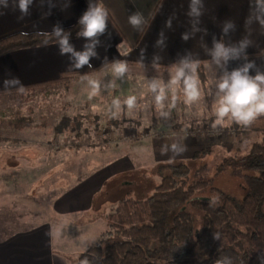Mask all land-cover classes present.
<instances>
[{
    "label": "crops",
    "instance_id": "1",
    "mask_svg": "<svg viewBox=\"0 0 264 264\" xmlns=\"http://www.w3.org/2000/svg\"><path fill=\"white\" fill-rule=\"evenodd\" d=\"M191 2L192 0H33L29 6V14L20 18L21 13L15 7L14 0H7L6 7L3 0H0V39L13 34H49L53 33L56 25L61 29L70 27L88 10L89 3H99L108 11L106 30L95 38L97 42L93 51L96 55L90 57L91 67L84 65L79 69L75 68V58L70 53L59 54L58 42L0 55V102L16 92L48 88L93 76L107 69L113 70L116 61L126 63V72L131 75L135 86L140 87L139 90L143 93H153L151 96L155 99L161 86H165L164 90H169L170 86L184 92L183 78L179 84L170 83L175 75V66H179L182 61H198L210 87L215 88L213 81L220 74V69L212 63L214 37L225 46L238 49L241 41L248 42L240 52V59L228 61L229 70L242 67L245 63L244 53H248V59L257 66L256 69H250V73L255 75L257 69L264 72V25L257 19L259 5L256 0H199L196 5L200 13L198 16L188 14ZM134 13L143 17L139 28L132 27L128 21L129 16ZM229 21L234 27L228 28L225 33L224 28ZM182 34H187L186 41L182 39ZM158 39L161 41L159 44ZM69 43L77 51H83L91 41L77 35L69 39ZM83 68L99 70L92 73L79 72ZM189 71L185 69L186 73ZM5 81H8L7 85ZM152 82L157 84L156 92L150 89ZM199 88L200 99L196 101L199 106L214 101V96L210 100L212 94L208 95V102L203 99L200 80ZM15 131L19 130L16 128ZM0 138L12 139L13 136L6 134L0 135ZM36 144L21 147L16 144L0 148V170L15 172L24 168L26 172H34V176L27 174L21 178L12 174L5 182H1L3 178L0 177V185L6 183L9 186L16 181L22 186H43L48 163V170H53L54 174L61 172V149L50 150L47 157L46 149L42 146L44 142L38 141ZM197 151L199 145L195 139L179 134L169 140L149 138L139 153L141 156H149L151 160L153 156L156 159L165 154L174 158L176 154L189 156ZM3 155H6L4 162L1 159ZM121 166L107 163L62 189L60 182L57 185L54 183L50 191L52 194L48 199H41V202L44 205L48 203L54 220L68 217L78 219L83 215L86 217L85 223L69 221L70 230L85 229L84 232L78 231L80 236L76 232L72 233L74 239L82 240L86 235H94V229H98L94 218L103 211L106 204L115 205L123 191L124 182L114 180ZM39 172L43 173L40 175ZM111 193L118 197L110 199ZM57 225L58 222L55 221L42 222L5 234L0 239V264H70L55 249L58 238H61V228L58 229L60 225Z\"/></svg>",
    "mask_w": 264,
    "mask_h": 264
},
{
    "label": "rangeland",
    "instance_id": "2",
    "mask_svg": "<svg viewBox=\"0 0 264 264\" xmlns=\"http://www.w3.org/2000/svg\"><path fill=\"white\" fill-rule=\"evenodd\" d=\"M197 71L203 99L208 102V95L212 94L210 100L214 96L213 102L201 106L197 102L185 103L184 92L170 86L169 90H164V99L157 103L151 96L153 93H143L140 87L135 86L130 74L117 75L109 69L48 88L25 90L6 99L4 97L0 102V135H12L13 138H0V148L16 144L19 147L34 146L42 141L47 157L50 150L61 149L63 164L61 172L54 174L53 170H48V163L46 181L40 187L22 186L16 181L9 186L1 183L0 239L9 232L55 221L60 225H57L58 229L61 228V238H58L55 249L70 264H76L74 259L82 251L106 236L108 220L103 217L111 213L116 204H106L103 211L96 215L93 221L97 222L98 229H94V235L76 240L72 233L80 236L78 231L84 232L85 229L70 230L69 221L85 223L86 217L54 220L48 203L44 205L41 199H48L54 183L57 185L60 182L61 189L65 188L107 163L122 164L114 179L124 182L119 197L126 192L137 198L149 196L153 191L151 189L160 181L156 171L159 164L184 162L191 169V181H207L224 194L241 200L245 194L244 175L251 172L241 165L239 159L249 152L254 143L261 141L262 134L237 128L235 125L240 124L228 118L223 125L217 124L213 128L217 89L210 87L200 67ZM91 81L98 83L95 95H92ZM133 96L135 103L129 107L127 100ZM16 128L19 131L16 132ZM179 134L195 139L199 150L206 149L208 152L195 160L194 154H176L174 158L164 154L156 159L153 156L150 160L149 156L139 153L149 138L169 140ZM136 150L139 151L135 153ZM3 156L1 159L4 162L6 155ZM46 161L49 162V159ZM12 174L18 176L16 178L27 174L34 176L33 171L26 172L24 168L15 172L0 170L1 182L10 179ZM201 194L203 198H217L209 189ZM112 195L110 199L118 197Z\"/></svg>",
    "mask_w": 264,
    "mask_h": 264
},
{
    "label": "trees",
    "instance_id": "3",
    "mask_svg": "<svg viewBox=\"0 0 264 264\" xmlns=\"http://www.w3.org/2000/svg\"><path fill=\"white\" fill-rule=\"evenodd\" d=\"M79 21V20H78ZM78 21L67 28L69 39L82 29ZM38 33L13 34L0 39V55L43 43ZM48 43L58 42L48 34ZM99 68H83L91 73ZM242 130L262 134L249 152L239 159L251 174L244 175L241 200L224 194L204 180H190L187 163H165L156 167L160 181L147 197L130 192L119 198L106 218L109 230L89 245L76 264H264V115ZM203 149L193 159L205 155ZM209 189L217 196L200 197ZM198 216L200 218H198ZM214 236H218L215 239Z\"/></svg>",
    "mask_w": 264,
    "mask_h": 264
},
{
    "label": "clouds",
    "instance_id": "4",
    "mask_svg": "<svg viewBox=\"0 0 264 264\" xmlns=\"http://www.w3.org/2000/svg\"><path fill=\"white\" fill-rule=\"evenodd\" d=\"M33 0H14L15 7H18L21 17L29 14V6ZM4 6H7V0H3ZM199 0H192L190 4L189 15L198 16L199 9L196 7ZM259 5L258 16L261 25H264V0H256ZM108 21V11L101 4L95 5L89 3L88 10L79 18L78 23L82 25V29L77 33L78 36L88 38L91 43L86 44L83 51H77L72 44L69 43V34L64 32L59 25L54 26L53 34L58 38L59 54L63 55L70 53L75 58L74 67L79 69L84 65L90 64V57L95 56L93 51L94 44L97 42L96 37L105 32ZM129 23L134 28H139L143 23V17L139 13H134L128 18ZM250 22V21H249ZM170 26V25H169ZM234 27V24L229 21L224 28L227 33L228 28ZM45 37L43 43H48V34L45 32L38 33ZM162 35V34H161ZM182 39H188L187 34H182ZM161 41L158 39L157 44ZM247 41H241L240 48L233 46H225L221 41H217L214 37V49L212 50V63L220 69V74L213 81L215 83L217 92L215 100V116L212 127L215 128L217 124L223 125L225 119L243 125L249 126L259 116L264 115V72L256 70L255 75L250 73V69H256L257 66L254 61L248 59V53H244L243 59L245 63L242 67H236L229 70L228 61L230 59H240V52L244 49ZM199 67L198 61H182L179 66H175V75L172 77L171 84L181 83L184 87L185 103L191 104L200 99L199 79L197 77V69ZM189 69L188 73L185 69ZM113 71L117 75H122L128 71L126 63L116 61L113 64ZM18 83V81H16ZM94 89L92 95L96 94L98 90V83L90 82ZM8 84V81H5ZM164 87L161 86L160 92L156 96L157 103L164 99ZM157 84L152 82L150 89L156 92ZM22 90V89H21ZM135 103V97H129L127 104L132 107ZM217 198L213 197V203H216ZM218 239V236H214ZM216 264H224L223 261H217Z\"/></svg>",
    "mask_w": 264,
    "mask_h": 264
}]
</instances>
